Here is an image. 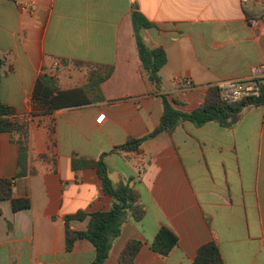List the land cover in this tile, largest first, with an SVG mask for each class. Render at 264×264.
Returning <instances> with one entry per match:
<instances>
[{
    "label": "crops",
    "instance_id": "1",
    "mask_svg": "<svg viewBox=\"0 0 264 264\" xmlns=\"http://www.w3.org/2000/svg\"><path fill=\"white\" fill-rule=\"evenodd\" d=\"M136 11L153 24L141 31L145 44L167 53L159 90L140 58ZM0 58V100L28 125L26 175L15 179L13 198L31 200L20 211L0 201V264L94 261L88 240L67 251L65 217L108 211L113 199L95 168H73L74 156H104L112 182L135 189L146 211L140 221L127 214L105 264H121L130 241L142 243L133 264H194L210 242L225 264H264V106L244 108L230 127L182 122L137 151L116 150L160 125L161 95L190 113L212 86L263 77L264 0H0ZM56 62L62 90L109 74L103 99L35 110L38 78ZM19 137L0 134V178L17 174ZM87 226L71 223L74 231ZM163 227L179 239L167 257L152 250Z\"/></svg>",
    "mask_w": 264,
    "mask_h": 264
},
{
    "label": "trees",
    "instance_id": "2",
    "mask_svg": "<svg viewBox=\"0 0 264 264\" xmlns=\"http://www.w3.org/2000/svg\"><path fill=\"white\" fill-rule=\"evenodd\" d=\"M133 25L140 58L149 80L159 90L161 77L159 72L167 64L168 57L164 48L150 49L144 42L141 31L153 27V24L140 12L133 14ZM4 60L0 58V83L3 76ZM105 77L92 75L91 82L86 88L62 90L58 80L47 74L38 78L33 93V104L35 110L42 114H50L57 109L86 105L100 101V83L107 79ZM260 93L257 97L244 99L235 104L225 103L221 99L220 90L210 87L205 102L190 113L177 110L171 101L161 95L163 100V116L160 125L152 132L142 138L130 139L116 150L127 152L137 151L140 146L163 133H172L182 122H191L196 126H203L209 122H217L223 126L230 127L236 123L241 112L248 106H264V79L259 80ZM98 91L94 99L89 98V93ZM15 110L0 100V134L9 132L19 134L20 158L18 171L14 178H0V201L10 200L14 211H20L31 207L29 198H13L14 181L26 175L25 166L28 158V125L15 121ZM95 168L101 179L104 192L113 199V205L108 211H99L88 214L79 211L76 214L65 217L67 251H71L77 240L90 241L95 249L96 256L91 264H105L108 260L112 243L121 234L125 217L130 212L136 221L145 216V209L140 203V198L132 187L124 184L115 185L109 177L104 156L99 160H91L73 157V168ZM73 221H88L85 231H74L71 229ZM179 239L177 235L167 227L161 228L152 243V250L162 257H167L177 247ZM142 246L139 241H130L121 256V264H133ZM194 264H225L218 246L214 242L203 245L197 252Z\"/></svg>",
    "mask_w": 264,
    "mask_h": 264
},
{
    "label": "built area",
    "instance_id": "3",
    "mask_svg": "<svg viewBox=\"0 0 264 264\" xmlns=\"http://www.w3.org/2000/svg\"><path fill=\"white\" fill-rule=\"evenodd\" d=\"M249 1L250 0H241V3L247 4ZM58 67L59 62H56L53 68L49 71L48 75L54 77ZM259 72L263 75V77L248 81L221 82L214 87H217L220 90L222 101L229 104H235L247 98L257 97L260 93L261 82H259V80L264 79V67H260ZM186 84L191 85V82L188 81ZM102 119L103 116L99 119V121Z\"/></svg>",
    "mask_w": 264,
    "mask_h": 264
},
{
    "label": "rangeland",
    "instance_id": "4",
    "mask_svg": "<svg viewBox=\"0 0 264 264\" xmlns=\"http://www.w3.org/2000/svg\"><path fill=\"white\" fill-rule=\"evenodd\" d=\"M55 78V77H54Z\"/></svg>",
    "mask_w": 264,
    "mask_h": 264
}]
</instances>
